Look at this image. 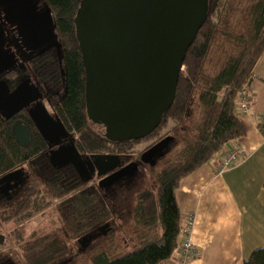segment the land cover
Wrapping results in <instances>:
<instances>
[{
  "label": "trees",
  "instance_id": "1",
  "mask_svg": "<svg viewBox=\"0 0 264 264\" xmlns=\"http://www.w3.org/2000/svg\"><path fill=\"white\" fill-rule=\"evenodd\" d=\"M44 1L54 12L56 31L62 44L66 81L65 99L57 105L55 113L73 137L79 153L124 156L130 152L129 144L133 141H109L91 129L93 126L89 125L91 122L85 114L84 69L73 23L80 0ZM226 1L207 0L206 20L186 51L171 106L159 125L146 137L137 140L142 142L156 131L166 130L156 141L170 136L175 144L157 161H161V166L153 176L156 189L143 185L133 193L134 205L130 216L134 227V249L114 258H110L106 252H97L90 264H159L171 258L181 230L175 190L186 175L209 162L224 145L245 134L237 112V99L240 90L250 86L252 69L264 52V0H245L247 11L241 19L244 30L243 33L239 31L240 34L236 29L230 32L223 23L230 5L224 4ZM220 37L234 45L232 54L224 58L213 76L207 77L203 72V62L212 41ZM53 60V56L48 57L47 70L42 69L50 77L54 74ZM195 94L201 117L195 126H189L188 111ZM17 121L30 123L25 113L16 114L8 120L0 116V178L16 169H24V165L39 169L38 158L46 156L47 146L34 126H29L28 145L20 146L15 141L12 127ZM180 141L182 144L178 148ZM147 147L140 150L138 155ZM63 171H55L53 176L48 177L36 173L34 179L38 181V186L28 183L20 189L15 211L7 222L14 219L21 223L30 220L36 213L42 216L52 200L62 201L69 193L77 191L78 194L71 201L76 221L73 229L77 238L91 226L93 228L95 223L111 218L112 204L109 199L100 196L97 186L96 192H86V184L80 182L74 173L64 174ZM117 195L123 196L120 192ZM16 238L19 239L18 235ZM20 248L26 264H54L69 251L65 238L56 233L39 237L33 235ZM242 264H264V247L254 249Z\"/></svg>",
  "mask_w": 264,
  "mask_h": 264
},
{
  "label": "water",
  "instance_id": "2",
  "mask_svg": "<svg viewBox=\"0 0 264 264\" xmlns=\"http://www.w3.org/2000/svg\"><path fill=\"white\" fill-rule=\"evenodd\" d=\"M206 17L207 0H80L73 23L84 69L85 114L103 126L106 139L140 140L159 125L174 100L186 51ZM49 50L62 64L51 7L44 0H0V116L8 120L25 108L48 145L45 155L53 168L72 167L83 184L100 177L96 186L103 189L133 178L137 162L153 166L172 149L175 142L166 136L125 165L118 154L79 153L29 79L9 88L6 75L19 59L28 61ZM12 133L20 146L28 145V125L17 121ZM23 171L2 176L0 189L18 177L22 188Z\"/></svg>",
  "mask_w": 264,
  "mask_h": 264
},
{
  "label": "crops",
  "instance_id": "3",
  "mask_svg": "<svg viewBox=\"0 0 264 264\" xmlns=\"http://www.w3.org/2000/svg\"><path fill=\"white\" fill-rule=\"evenodd\" d=\"M249 89L251 108L239 116L245 134L231 141L243 149V157L216 174L229 150L226 144L175 190L181 230L189 214L195 215L191 239L198 249L187 264H242L254 249L264 247V52L252 69ZM125 205H112L113 215ZM181 230L178 243L184 237ZM128 248L133 250L134 244ZM159 264H178L176 250Z\"/></svg>",
  "mask_w": 264,
  "mask_h": 264
},
{
  "label": "rangeland",
  "instance_id": "4",
  "mask_svg": "<svg viewBox=\"0 0 264 264\" xmlns=\"http://www.w3.org/2000/svg\"><path fill=\"white\" fill-rule=\"evenodd\" d=\"M225 3H229L228 11L225 13L223 23L227 26L229 31L238 30L243 33L244 30L242 26L241 19L245 12L247 11V5L245 0H227ZM239 33V34H240ZM234 45L231 42H228L223 37L214 39L210 45L208 53L203 62V72L207 77L213 76L220 66L224 58L232 54ZM183 70V67H182ZM196 94L193 96V105L189 109L188 119L190 122L187 123L195 126L198 118L201 117L200 108H198ZM251 108V103H250ZM93 126L91 129L99 132L102 136L104 133V128L101 125L89 124ZM166 130L156 131L152 137L138 142L140 140L133 141L132 144H129L131 148L130 152L138 154L140 150L144 147L151 145L156 139H159L160 136L164 135ZM190 136V135H189ZM182 141L179 142L178 148L181 146ZM176 145V146H177ZM235 145V143L233 144ZM178 149L175 150V152ZM40 168L39 169H30L28 166L24 165L23 171V180L25 181L23 187L28 183L38 186V181L35 178V174H41L43 177L53 176L54 168L50 166L47 156L40 157ZM157 165V166H156ZM156 166V167H155ZM161 161L155 163L151 169H154L153 172L151 169L142 170L138 177L132 178L130 183H134L132 186L126 187H116L114 188V193L101 194L98 190V193L103 198L109 199V202L112 205L119 206L121 205V199L126 205L122 209H118V215H111V218L100 221L94 224L93 228L85 230L82 235L77 238L74 233V224L76 221L73 216V208L71 206V201L74 198L75 194H78V191L69 193L62 201H51L50 206L45 210L44 214L40 216L38 213L34 215L30 220L26 219L21 223H17L14 219L13 222L7 220L10 216L13 215L16 208V198L20 193L18 191L16 194H13L10 198L4 195L0 197V264H26L24 259L21 257L22 251L21 246L24 242H27L31 236L39 237L45 234H58L63 236L68 245V253L62 256L59 260L55 261L54 264H90L92 256L97 252H106L110 258L116 257V255L125 253L129 250L127 247L132 242L131 237L133 235L134 227L132 218L130 216L131 209L133 208V193L141 188L143 185H148L152 190L156 189V182L154 181V173L160 169ZM156 169H155V168ZM35 170V171H34ZM64 170V171H63ZM63 172L73 174L78 177L75 170L71 167H64ZM149 171H151L149 175ZM216 174L221 172L217 169L214 170ZM95 180V181H94ZM96 183L97 179H91L86 182V186L90 187L93 184L94 189H89L88 191L96 192ZM125 186V185H123ZM128 186V185H126ZM120 190V191H117ZM120 192L121 197H118L117 192ZM87 192V191H86ZM110 194V196H109ZM39 197V195H38ZM34 198V197H33ZM93 225V224H92ZM101 229V230H100ZM18 235L19 239L16 238ZM86 236V237H84ZM82 237L86 242L82 244ZM135 247V244H134ZM177 248V247H176Z\"/></svg>",
  "mask_w": 264,
  "mask_h": 264
},
{
  "label": "flooded vegetation",
  "instance_id": "5",
  "mask_svg": "<svg viewBox=\"0 0 264 264\" xmlns=\"http://www.w3.org/2000/svg\"><path fill=\"white\" fill-rule=\"evenodd\" d=\"M51 11H52L51 12L52 15H54V12L52 9H51ZM50 56L54 57V60L52 63L54 65V74L51 77L49 76L48 73H43V70H42V69L47 70L45 65H46V63H48L47 58ZM60 68H62V70H64L63 62H62V64L59 65L56 57L53 55V52L51 50L45 52L42 55L34 56L31 59H29L28 61H22L19 59V63H17L15 65V67L12 68L9 71V73L6 75V77L9 79V82H8L9 88L12 89L16 84H19L20 79H22V78L23 79H29L30 83L35 85V87L41 93V102L46 107L48 113L50 115H57L55 113L56 107L59 103H62V101L65 99V96H66L65 74H64V76L62 75V71L60 70ZM21 113H25L27 115L26 109L24 108V109L20 110L17 114H21ZM29 121H30V119H29ZM24 124H26L28 126H34L31 123V121H30V123H24ZM29 140H30V138H29ZM42 141L47 146V143L44 141L43 138H42ZM156 142H153L152 144H154ZM147 148H145V149H147ZM47 149H48V146H47ZM140 154L138 155L134 152H126L124 154V156H120L121 164L125 165L126 163H128L130 161H137L139 159ZM137 167H138V172L136 173V175L133 178L138 177L139 173L142 170H145L147 167H148L147 170L151 169L152 166L149 163L137 162ZM116 169L117 168H115L114 170H116ZM54 170H56V171L61 170L62 171L63 168H58V169L54 168ZM77 178L79 179V177H77ZM95 179L99 180L100 177H98V178L95 177ZM131 180H132V178L129 180L122 179V180H119V181L113 183L112 185H109V186L106 185V187H104L103 189L98 188L99 189L98 191L101 194H105V195L109 192L112 194L115 192L114 188H116V187L128 188V187L132 186L134 183L133 182L130 183ZM21 182H22L21 177H18L17 182L15 184L13 181H11L7 187H5L4 189H0V197L2 195H7L8 196L7 198H10L13 194H16L18 191H20ZM93 185L90 187L86 186L85 190L88 191L91 188L93 190L94 189ZM123 185H125V186H123ZM126 185H128V186H126ZM121 203H123V200H121ZM85 243H86L85 241H82L83 245Z\"/></svg>",
  "mask_w": 264,
  "mask_h": 264
},
{
  "label": "built area",
  "instance_id": "6",
  "mask_svg": "<svg viewBox=\"0 0 264 264\" xmlns=\"http://www.w3.org/2000/svg\"><path fill=\"white\" fill-rule=\"evenodd\" d=\"M251 103V92L249 87L240 90L237 99V112L240 116L246 115L249 112ZM229 150L224 156L223 161L216 168L217 170L229 169L236 161L243 157V149L238 145H231L228 143ZM195 224V215L189 214L185 226L182 228L184 234L183 239L178 243L177 261L178 264H187L197 255V246L193 243L191 236Z\"/></svg>",
  "mask_w": 264,
  "mask_h": 264
},
{
  "label": "bare ground",
  "instance_id": "7",
  "mask_svg": "<svg viewBox=\"0 0 264 264\" xmlns=\"http://www.w3.org/2000/svg\"><path fill=\"white\" fill-rule=\"evenodd\" d=\"M52 12V11H51ZM52 14V13H51ZM183 67V66H182ZM182 70V69H181ZM40 135V134H39ZM146 137V136H145ZM165 138V137H164ZM134 141V140H133ZM48 146V145H47ZM119 162H121L120 161V155H119ZM156 163V162H155ZM219 171V170H218ZM222 170H220V172H221Z\"/></svg>",
  "mask_w": 264,
  "mask_h": 264
}]
</instances>
